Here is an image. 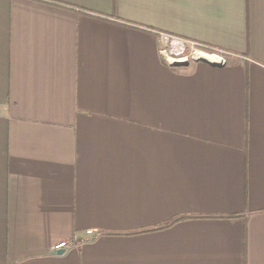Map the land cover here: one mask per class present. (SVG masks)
Returning a JSON list of instances; mask_svg holds the SVG:
<instances>
[{
  "label": "crops",
  "instance_id": "1",
  "mask_svg": "<svg viewBox=\"0 0 264 264\" xmlns=\"http://www.w3.org/2000/svg\"><path fill=\"white\" fill-rule=\"evenodd\" d=\"M0 264H264V0H0Z\"/></svg>",
  "mask_w": 264,
  "mask_h": 264
},
{
  "label": "built area",
  "instance_id": "2",
  "mask_svg": "<svg viewBox=\"0 0 264 264\" xmlns=\"http://www.w3.org/2000/svg\"><path fill=\"white\" fill-rule=\"evenodd\" d=\"M186 46H189L191 48H193L194 46H197L199 48H205L206 50L211 51V48L204 46L202 44H197L194 43L192 41H187V40H183V39H177L176 37H172L166 34H160L159 37V54L160 57L162 58V60L164 61V63L168 66H175L174 64H177V62H173L171 63L170 60H177L180 61L178 62L179 64H188L189 61H205L202 59V54L203 52H201L200 50H195L193 56L192 55H188L185 57H183L182 59H175V57H179L181 56L184 52H185V48ZM220 55H227V53L223 52V51H215ZM210 53V52H208ZM205 55L208 56H212L217 58L216 59V63H212V64H217L220 66H224L226 64V59H224L223 57H221L218 54H206L203 53ZM210 63V62H209ZM87 236H91L93 234V231L91 229L85 231ZM86 240L84 238H73V239H69V240H63V241H59L55 244H53L50 248L52 253H56L57 251H68L70 249H77L78 247L81 246L82 243H84Z\"/></svg>",
  "mask_w": 264,
  "mask_h": 264
},
{
  "label": "rangeland",
  "instance_id": "3",
  "mask_svg": "<svg viewBox=\"0 0 264 264\" xmlns=\"http://www.w3.org/2000/svg\"><path fill=\"white\" fill-rule=\"evenodd\" d=\"M204 46H207V45H204ZM207 47H209V46H207ZM209 48H211V51H209V50H206L205 48H199V47H197V46H194L193 48H191V47H189V46H186V48H185V52L181 55V56H179V57H175V59H182L183 57H185V55L186 56H188V55H192L193 56V54H194V51L195 50H200L201 52H203V53H206V54H218L217 52H215V51H220L219 49H216V48H214V47H209ZM158 52H159V50H158ZM208 52H210V53H208ZM203 53H201V54H203ZM160 55V54H159ZM218 55H220V54H218ZM221 57H223L224 59H226L223 55H220ZM189 63H191L190 61L188 62V64ZM226 65V64H225ZM224 65V66H225ZM167 67H169L170 69H174V68H178V67H181V66H168V65H166Z\"/></svg>",
  "mask_w": 264,
  "mask_h": 264
},
{
  "label": "bare ground",
  "instance_id": "4",
  "mask_svg": "<svg viewBox=\"0 0 264 264\" xmlns=\"http://www.w3.org/2000/svg\"><path fill=\"white\" fill-rule=\"evenodd\" d=\"M202 59L207 61V62H210V63H216V59L215 57H212V56H208V55H205V54H202ZM171 63H175V62H180V61H177V60H170Z\"/></svg>",
  "mask_w": 264,
  "mask_h": 264
},
{
  "label": "water",
  "instance_id": "5",
  "mask_svg": "<svg viewBox=\"0 0 264 264\" xmlns=\"http://www.w3.org/2000/svg\"><path fill=\"white\" fill-rule=\"evenodd\" d=\"M204 62H206V63H208V64H211V65H214V66H220V65H217V64H212V63H209V62H207V61H204ZM175 66H185V65H187V64H179V63H177V64H174ZM63 253V251H57L56 253H52V254H54V255H61Z\"/></svg>",
  "mask_w": 264,
  "mask_h": 264
},
{
  "label": "trees",
  "instance_id": "6",
  "mask_svg": "<svg viewBox=\"0 0 264 264\" xmlns=\"http://www.w3.org/2000/svg\"><path fill=\"white\" fill-rule=\"evenodd\" d=\"M181 219H183V217H182V218H176V219H173L172 221L166 223L164 226H162V227H160V228H165V227H167V226H169V225H171V224H173V223H175L176 221L181 220Z\"/></svg>",
  "mask_w": 264,
  "mask_h": 264
}]
</instances>
